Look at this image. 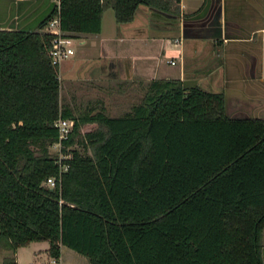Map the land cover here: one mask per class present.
<instances>
[{
  "label": "trees",
  "instance_id": "1",
  "mask_svg": "<svg viewBox=\"0 0 264 264\" xmlns=\"http://www.w3.org/2000/svg\"><path fill=\"white\" fill-rule=\"evenodd\" d=\"M141 4L164 0H57L35 28L0 27V264L32 239L93 264H262L264 116L228 115L222 90L173 76L116 114L60 100L48 20L98 32L107 7L126 23ZM59 116L74 119L60 160Z\"/></svg>",
  "mask_w": 264,
  "mask_h": 264
},
{
  "label": "crops",
  "instance_id": "2",
  "mask_svg": "<svg viewBox=\"0 0 264 264\" xmlns=\"http://www.w3.org/2000/svg\"><path fill=\"white\" fill-rule=\"evenodd\" d=\"M56 2L0 0V27L35 28ZM109 8L98 32L70 35L74 51L58 64L60 89L72 79L111 80L116 85L114 103L126 100L131 105L149 79L173 76L222 90L228 115L264 116V0H164L160 7L138 5L126 23L116 21ZM47 246L48 241L32 245L33 252L39 251L29 260L73 264L66 253L93 264L64 243L55 259ZM44 252L47 258L40 257ZM261 252L264 264V227Z\"/></svg>",
  "mask_w": 264,
  "mask_h": 264
},
{
  "label": "rangeland",
  "instance_id": "3",
  "mask_svg": "<svg viewBox=\"0 0 264 264\" xmlns=\"http://www.w3.org/2000/svg\"><path fill=\"white\" fill-rule=\"evenodd\" d=\"M109 12H112V8L108 9ZM66 83H62L60 92V100L63 103H67L71 105L75 112L83 111L87 108H99L103 107L109 113H120L130 107V104L126 103V100L120 101V103H114V94L116 91V85L113 81L109 80L106 81H94L86 78L82 79H72L65 81ZM130 101V100H129ZM105 103V104H104ZM97 121H84L82 122L80 129L81 132L86 129H91L96 127ZM59 144H56L54 141L50 144V149L52 152H56L57 155L61 153H65L62 149H58ZM69 146H76L81 150H84V145L80 141H74ZM89 150V148H88ZM90 151V150H89ZM68 154V153H67ZM47 242V239H35L33 241L27 242L19 246V252L17 255L19 264L24 263L25 261L29 260L30 258H34L38 251L32 250V245H41ZM66 248H69L68 245ZM12 254L13 252L6 248H0V260L4 256V254ZM81 252L78 253L80 255ZM66 259L68 256V261L73 264H82V259L79 257H71V255L66 254ZM82 255V253H81ZM85 255V254H83ZM40 257L47 258V253L44 252L41 254ZM81 257V256H80ZM75 259V260H74ZM75 262V263H74ZM47 263V262H44ZM52 264H55L51 262Z\"/></svg>",
  "mask_w": 264,
  "mask_h": 264
},
{
  "label": "built area",
  "instance_id": "4",
  "mask_svg": "<svg viewBox=\"0 0 264 264\" xmlns=\"http://www.w3.org/2000/svg\"><path fill=\"white\" fill-rule=\"evenodd\" d=\"M45 28L51 31L52 33H54L49 52L51 54L52 61L59 64L61 59L67 57L70 53L74 51V47L71 44L72 38L69 34H66L60 28L58 15H54L52 18H50ZM170 60L174 61V59H170ZM73 121L74 119L68 116H59L56 119L55 123L57 124L58 127V138L54 140V142L56 144H59L57 146L58 149H61L63 138L66 137L70 132V130L72 129ZM64 155H67V153H61L60 155H58L57 159L60 160L61 157ZM63 167L64 168L67 167V163H63ZM47 181L50 184L55 183V176L52 174L48 175ZM22 264H37V262L34 259H31L26 263H22Z\"/></svg>",
  "mask_w": 264,
  "mask_h": 264
}]
</instances>
